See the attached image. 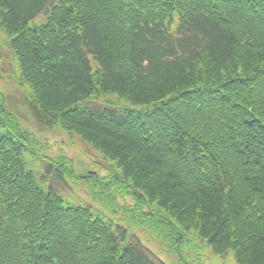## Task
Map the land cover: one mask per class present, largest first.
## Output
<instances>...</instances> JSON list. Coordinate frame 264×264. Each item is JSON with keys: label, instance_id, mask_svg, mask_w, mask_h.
Wrapping results in <instances>:
<instances>
[{"label": "trees", "instance_id": "trees-1", "mask_svg": "<svg viewBox=\"0 0 264 264\" xmlns=\"http://www.w3.org/2000/svg\"><path fill=\"white\" fill-rule=\"evenodd\" d=\"M0 32L35 121L114 160L82 182H125L131 224L180 256L193 236L264 264V0H0ZM18 117L1 88L0 264H167L112 208L67 201L53 180L79 178Z\"/></svg>", "mask_w": 264, "mask_h": 264}, {"label": "rangeland", "instance_id": "rangeland-1", "mask_svg": "<svg viewBox=\"0 0 264 264\" xmlns=\"http://www.w3.org/2000/svg\"><path fill=\"white\" fill-rule=\"evenodd\" d=\"M43 20V16L36 19L35 22ZM5 37L0 32V44H3ZM11 52L7 48L0 46V89L3 88L7 93L8 101L12 105V109L19 115L20 127L34 135L40 143L38 153L46 154L51 157L64 156L69 163L77 178L65 182L53 180L55 189L60 192L67 201L71 203L82 201L96 214L104 219L112 217V212L115 217H123L126 220L125 225L130 227L133 233L138 235L141 242L149 248L155 255L159 256L167 264H233V257L228 254L221 258L192 239L182 247L180 256L173 242L169 239V235L160 230H154L148 225L143 229L132 225L129 217L126 215L127 209L132 207V200L125 196V191L129 189L125 182H120L118 185L110 188H103L96 183V189L93 184L82 182L84 177L88 176L89 171L97 173L101 182L109 184L113 181L114 176L118 175V169L115 168L114 160L106 159L102 154L95 151L88 143L83 141L76 135L68 134L59 127L45 128L41 126L32 117L28 110L26 100L22 90L15 85L11 65ZM15 69V66H14ZM16 72V69H15ZM18 85V84H17ZM19 86V85H18ZM99 102L112 103L116 106H123L127 102L114 93L98 95L93 98ZM30 166L35 170H39V163H31ZM87 179V178H86ZM89 180V179H87ZM57 184H56V183ZM44 184V183H43ZM96 190V191H95ZM120 192H117V191ZM105 192V193H104ZM115 207V208H114ZM113 209L112 212L110 209ZM113 218V217H112ZM191 237V235H190ZM201 253V261H197V255Z\"/></svg>", "mask_w": 264, "mask_h": 264}]
</instances>
